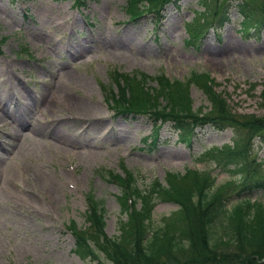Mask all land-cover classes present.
I'll use <instances>...</instances> for the list:
<instances>
[{"label": "rangeland", "instance_id": "rangeland-1", "mask_svg": "<svg viewBox=\"0 0 264 264\" xmlns=\"http://www.w3.org/2000/svg\"><path fill=\"white\" fill-rule=\"evenodd\" d=\"M200 1L169 0L156 12L129 19L125 0H85L80 7L71 0H0V100L21 105L0 111V264H112L103 255L73 252L67 226L69 221L86 225L84 195L90 193L101 203L104 233H119L125 218L122 186L108 171L124 177L133 173L136 187L145 190L155 180L165 184L166 172L205 169L213 185H222L218 196L226 206L241 195L264 201V186L249 183L241 189L243 182L264 179V141L256 137L262 132L250 136V156L261 163L251 161L249 168L256 172L243 181L240 172L211 169L199 158L204 149L237 138L233 127L199 125L184 142L169 122L145 114L114 115L106 102L113 71H141L153 86L151 78L159 73L184 80L197 70L206 72L235 118L264 117V0H206L205 8ZM142 4L137 3L139 9ZM247 11L262 24L249 22L244 30ZM192 18L205 26L189 42L186 24ZM188 92L193 108H207L196 85L191 83ZM70 97L88 108L73 106ZM66 116L94 120L79 124ZM157 122L155 142L149 145L143 137ZM125 199L130 203L135 196L128 193ZM153 202L149 217L155 229L177 206L157 197ZM187 251L158 261L196 264Z\"/></svg>", "mask_w": 264, "mask_h": 264}, {"label": "trees", "instance_id": "trees-1", "mask_svg": "<svg viewBox=\"0 0 264 264\" xmlns=\"http://www.w3.org/2000/svg\"><path fill=\"white\" fill-rule=\"evenodd\" d=\"M137 1L141 0H128L126 12L129 18L148 11L139 10ZM164 1L169 0H144L141 3L150 8ZM250 12L247 11V18L241 20L244 30H247L249 22L257 27L263 21L257 15L252 20ZM204 13H209V10H202L201 14ZM192 20L187 27L190 38L186 41L189 42L199 36L204 26V23L195 24ZM151 80L155 81V85H149L146 74L141 71H113L110 74L113 85L108 84L106 87V102L116 109V113L145 114L152 116L154 121L169 122L178 140L184 142L191 139L194 129L199 125L211 124L218 129L233 127L234 132L238 133L237 138L230 143L204 149L199 158L211 164V169L240 172L243 181L254 176L256 171L250 170V162L255 161L258 165L262 159L254 160L250 156L253 153V139L250 140V136L262 132V135L256 137L264 141V117L235 118L226 108L224 99L215 92L206 72L192 70L184 80L170 79L159 73ZM191 83L205 95L209 102L207 108L192 107L188 92ZM238 128L249 131L241 133L236 130ZM132 174L127 172L124 177L118 173H108L111 179L122 186L119 197L125 218L120 223L117 235L108 236L104 233L101 203L92 194H86L85 219L88 225L85 228H74L73 222L69 225L74 235L73 250L79 256L96 258L103 255L112 264H154L149 261L152 259L157 261L156 264H163L158 261L162 255L168 257L173 252H184L187 249L186 254L196 264H264V201L250 200L241 195L233 204L226 206L224 197L218 196L222 185H213V175L205 169L185 168L181 174L166 172L165 184L155 180L147 190L136 187ZM249 183L251 186H264V179L243 182L241 189ZM128 193L138 199V207H134L135 199L126 202ZM154 197L169 200L177 206L155 229L149 217Z\"/></svg>", "mask_w": 264, "mask_h": 264}, {"label": "bare ground", "instance_id": "bare-ground-1", "mask_svg": "<svg viewBox=\"0 0 264 264\" xmlns=\"http://www.w3.org/2000/svg\"><path fill=\"white\" fill-rule=\"evenodd\" d=\"M69 101L73 104V106H77V107H87L88 103H83V101H79L77 99L74 98H69ZM88 108V107H87Z\"/></svg>", "mask_w": 264, "mask_h": 264}]
</instances>
